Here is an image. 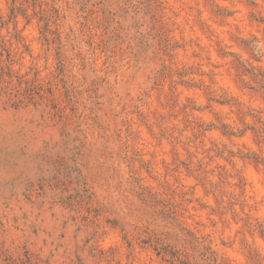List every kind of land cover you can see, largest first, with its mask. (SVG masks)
<instances>
[{
	"label": "rangeland",
	"instance_id": "374dc122",
	"mask_svg": "<svg viewBox=\"0 0 264 264\" xmlns=\"http://www.w3.org/2000/svg\"><path fill=\"white\" fill-rule=\"evenodd\" d=\"M0 264H264V0H0Z\"/></svg>",
	"mask_w": 264,
	"mask_h": 264
}]
</instances>
